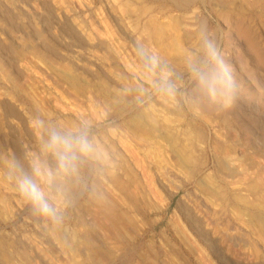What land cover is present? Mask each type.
<instances>
[{
    "label": "rangeland",
    "instance_id": "374dc122",
    "mask_svg": "<svg viewBox=\"0 0 264 264\" xmlns=\"http://www.w3.org/2000/svg\"><path fill=\"white\" fill-rule=\"evenodd\" d=\"M190 1L0 0V264H264V79L218 18L244 1ZM204 23L240 86L236 112L149 87L169 73L191 91ZM85 123L105 151L68 186L63 224L45 225L9 178L15 145L26 169L54 166L48 131Z\"/></svg>",
    "mask_w": 264,
    "mask_h": 264
},
{
    "label": "clouds",
    "instance_id": "9594fccd",
    "mask_svg": "<svg viewBox=\"0 0 264 264\" xmlns=\"http://www.w3.org/2000/svg\"><path fill=\"white\" fill-rule=\"evenodd\" d=\"M199 32L202 52L185 66L192 81L191 91L181 93L169 73L161 75L149 87L155 89L161 101L177 108L187 106L197 112L230 110L236 106L241 89L228 53L206 23L200 25ZM137 52L142 57L145 55L142 49L138 48ZM155 63L152 60L153 66ZM136 91L149 95L142 88ZM42 151L52 157L54 166L35 158L29 161L27 169L20 162H14L15 175L9 178H14L15 191L27 206V212L45 225L58 227L71 206L68 186L78 181L82 167L102 157L105 149L85 123L73 129H50L42 143Z\"/></svg>",
    "mask_w": 264,
    "mask_h": 264
},
{
    "label": "bare ground",
    "instance_id": "6f19581e",
    "mask_svg": "<svg viewBox=\"0 0 264 264\" xmlns=\"http://www.w3.org/2000/svg\"><path fill=\"white\" fill-rule=\"evenodd\" d=\"M177 1H178L177 4H179V6L181 5V7H183L182 5H184V7H185V6L189 5V3L191 2L190 0H173L174 3H176ZM222 1L223 0H221L220 3L222 5H224L222 3ZM242 1H244V2H242V4L240 3V5H235V6L233 5V6H229V8L220 9L221 12L219 13L218 18L221 21H224V24L226 23L225 24L226 28H228L229 32H230V38L231 39L232 38L233 39L234 38L239 39V45L241 46L242 50L244 51V48H245L248 51L247 56L251 60V62L253 63V65H250L251 68H249V70L252 71V73L254 70L259 71V79L263 80L264 79V43L262 42V39L260 36H261V34L264 33V0H242ZM220 3H219V5H220ZM213 6H214V4H213ZM220 7H222V6L220 5ZM6 19H7V16H6ZM10 19H11V17H10ZM243 53H245V52H242V54ZM241 84H242V81H241ZM6 108L10 114H13V116L19 114L16 111V109L10 104L7 105ZM7 111H6V113H7ZM234 112H236V111H234ZM10 138H12V137H10ZM3 145H4V142L0 139V148ZM15 147H16V155L19 159L18 162L23 164L22 151L16 145H15ZM14 171H12V172H14ZM212 244H214V243H212ZM218 252H219V250H218ZM216 254H218V253H216ZM219 258L222 259V257H220V256H219ZM233 263H235V262H233Z\"/></svg>",
    "mask_w": 264,
    "mask_h": 264
}]
</instances>
